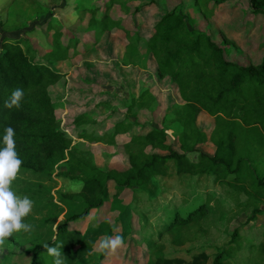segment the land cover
Listing matches in <instances>:
<instances>
[{
  "label": "rangeland",
  "instance_id": "1",
  "mask_svg": "<svg viewBox=\"0 0 264 264\" xmlns=\"http://www.w3.org/2000/svg\"><path fill=\"white\" fill-rule=\"evenodd\" d=\"M6 1L0 0V45L6 37L21 38L26 33L25 28H34L35 32L23 38L27 41L24 47L30 48L32 57L40 61L49 58L47 49L55 45L56 32L62 31L65 44L82 41L78 44L80 48L95 41L96 28L100 27L97 22L101 21L102 13L111 2L38 0L47 9L31 19L18 17L17 23L13 24L5 22ZM35 1L29 0L30 5L34 6ZM116 1L108 12L118 29L106 33L103 43L100 41L102 49L99 51L103 56L98 55V51L89 53L87 50L67 61L62 70L63 77L50 87V93L62 105L58 114L63 128L74 138V144L90 150L99 167L124 170L126 158L119 152L120 146L82 140L78 137L80 131L86 125L90 129L96 121H105L104 128L110 130L127 114L131 115L129 108L145 89L155 97V103L139 112L141 121L147 125L145 130L162 128L164 116H171L176 106L182 104L175 82L140 70L146 68L148 47L136 40V31L151 35L161 15L159 9H177L186 16L190 28L206 31L222 45L229 60L241 65L260 64L264 57V13L254 14L250 0ZM96 6L100 10L98 15L89 18L82 13L84 8ZM47 21L55 29L47 31L44 26ZM129 41L132 44L126 57L122 58ZM131 119L135 121L136 117ZM213 124L211 116L200 115L199 128L210 133ZM166 125L170 141L179 149V140L174 135L178 125L169 121ZM199 147L208 154L214 153L211 142ZM189 157L198 160L195 153ZM252 165L263 172L264 157H258ZM67 170V162H60L51 176L19 170L11 188L16 195L28 196L33 201L30 215L35 228L25 238L17 236V242L9 238L5 241L0 247V264H30L33 245L54 238L57 226L66 218L68 210L69 214L80 210L72 205L57 217L52 214L57 210L55 205H61L60 193L78 192L83 186L80 179L65 175ZM104 199L101 208L93 210L87 218L69 224L71 230L83 234L82 243L75 248L79 255L76 264H156L160 256L173 260L172 264H189L202 253L208 256L207 264H212L223 251L227 252L225 260L231 264H264L263 255L254 263L259 247L264 244V214L252 218L256 208L264 211V202L254 200L227 182L215 181L214 176L179 175L172 166L170 175L157 176L144 187L121 188L108 182ZM250 202L255 205H247ZM205 203L209 211L199 223L180 228L175 236L164 232L175 216L186 217ZM116 235L123 237L124 244L114 255H104L97 250L102 238Z\"/></svg>",
  "mask_w": 264,
  "mask_h": 264
},
{
  "label": "trees",
  "instance_id": "2",
  "mask_svg": "<svg viewBox=\"0 0 264 264\" xmlns=\"http://www.w3.org/2000/svg\"><path fill=\"white\" fill-rule=\"evenodd\" d=\"M113 4L114 1L107 10ZM250 8L254 14L264 13V0H250ZM92 11L93 15H98L97 7ZM159 11L161 15L153 33L148 38L139 37L146 40L148 55L157 65V76L176 83L182 104L176 106L171 116H164L162 128L145 130L147 125L141 121L139 112L155 103L154 95L145 89L129 108L131 115L127 114L110 130L104 128L105 121H96L90 129L86 125L78 135L91 143L120 146L119 152L126 158L124 170L99 167L90 150L74 144V138L62 126L58 114L62 105L50 93V87L64 75L59 71L60 66L70 59L69 46L61 42L60 33H56V43L47 51L49 60L41 61L32 57L30 48L25 49V39H3L0 45V148L4 147L5 129L12 127L15 150L22 160L20 170L51 176L60 162H67L65 175L83 182L78 192L60 193L61 205H55L54 217L64 213L67 206L75 205L80 210L71 214L68 210L54 238L33 245L30 264H54L55 257L49 254V247L60 251L62 264L77 263L79 255L75 248L82 243L83 234L71 230L69 224L87 218L104 205L108 182L121 188L144 187L157 176L170 175L173 166L179 175H211L215 181L227 182L254 200L264 202V171L252 165L255 159L264 157V57L260 64L233 62L209 33L190 28L186 16L177 9ZM103 14L97 22L101 32L118 28L107 11ZM131 44L129 41L126 53ZM16 88L24 92L20 107H5ZM203 113L214 120L210 133L198 126ZM168 121L178 125L174 135L179 140V149L170 141ZM95 128L100 130L96 132ZM208 142L214 145L212 155L199 147ZM194 153L198 160L189 157ZM208 211L205 203L186 217L175 216L164 232L175 236L180 228L199 223ZM258 214L264 211L256 208L252 218ZM32 218L29 214L24 223L32 224L33 231ZM32 231L15 233L9 239L17 242V236L25 238ZM226 253L217 255L212 264H231L225 260ZM262 255L264 244L259 247L254 263ZM207 262L208 256L202 253L189 264ZM172 263L173 260L161 256L156 260V264Z\"/></svg>",
  "mask_w": 264,
  "mask_h": 264
},
{
  "label": "clouds",
  "instance_id": "3",
  "mask_svg": "<svg viewBox=\"0 0 264 264\" xmlns=\"http://www.w3.org/2000/svg\"><path fill=\"white\" fill-rule=\"evenodd\" d=\"M23 95V89H14L10 100L5 102V107L19 108ZM14 136V129L7 127L3 136L4 147L0 148V247L15 233L30 232L33 227L24 223V218L32 211L33 201L28 196L16 195L11 188L22 165V160L15 150ZM123 244L124 239L120 235L106 236L99 241L97 250L104 255H114ZM48 252L55 257L54 264H62L61 253L57 248L49 247Z\"/></svg>",
  "mask_w": 264,
  "mask_h": 264
},
{
  "label": "crops",
  "instance_id": "4",
  "mask_svg": "<svg viewBox=\"0 0 264 264\" xmlns=\"http://www.w3.org/2000/svg\"><path fill=\"white\" fill-rule=\"evenodd\" d=\"M112 1H114V4L115 3H117V1L116 0H111V2ZM7 2V5L4 7V9H3V13H5V15H6V21L5 22H8V23H13V24H16L17 23V20H18V17H22V18H28V19H31L35 14H37L39 11H43L44 9H47V7L45 6V5H43V3L42 2H39L38 0H37V2L35 1V3H34V6H31L30 5V2H29V0H8V1H6ZM76 2H77V0H76ZM110 2V3H111ZM109 3V4H110ZM109 4H108V6H109ZM114 4L112 5V6H110V8L112 7L113 8V6H114ZM107 6V7H108ZM75 7H77V3H76V5H75ZM97 8H99L98 6H96ZM107 7H106V9H105V11L104 12H106L107 11V13L109 14V10H107ZM78 8V7H77ZM92 8H94V7H86V8H84V10H83V14H84V16L85 17H87V16H89V18L90 17H92L93 16V11H92ZM110 8H108V9H110ZM32 10L30 13L29 12H27L26 10ZM100 10H98V12H99ZM103 12V13H104ZM102 13V14H103ZM110 15V14H109ZM112 18V17H111ZM21 25V24H20ZM44 26H46V29H47V31L48 30H51V29H55V27H53L52 25H51V23L49 22V21H47L46 23H45V25ZM41 26H39V27H37V28H40ZM91 28H95V27H93V26H91ZM118 28H116L115 30H117ZM136 29H139V28H136ZM115 30H113V31H115ZM21 31V30H20ZM24 31L26 32V33H24L23 34V36H21V38H27L29 35H31V33L32 32H35L34 31V28L33 29H27V28H25L24 29ZM113 31H111V32H113ZM96 35H97V39L95 40V41H93L91 44H89V41H86V44H89V45H87L85 48L84 47H82V48H80V47H78V44H80L81 42H69V43H67V44H65L63 41H62V37H63V35H62V31H59V32H56V33H60V35H61V42L64 44V45H68L69 46V54H70V59H68L67 61H69V60H72L73 58H74V55H76L77 53H79V52H81V53H83V52H86L87 50L89 51V53H91L92 51H98V55H99V53L101 54V52L99 51V50H101L102 49V47L100 46V44H102L103 42H102V38L104 37V35L106 34V33H109V31H106L105 33H103V32H101V30H100V28H96ZM55 33V39L53 40V43L55 44L56 42H55V40H56V36H57V34ZM115 33V32H114ZM100 34V35H99ZM139 35H141L142 37H146V38H148L149 36H145V35H143L142 33H140V31H136V40H138V41H141V43H144L146 46H147V44H146V40L144 39V38H140L139 37ZM6 38H9V37H6ZM11 39V38H10ZM16 39H19V38H16ZM102 43H101V42ZM100 42V43H99ZM94 43H96V44H94ZM94 45H96V46H94ZM128 45V44H127ZM127 45H125V47H124V52L123 53H125V54H122V57L123 58H125L126 57V55H127V53H128V50H127V53L125 52L126 51V47H127ZM92 47V48H91ZM50 48V47H49ZM48 48V49H49ZM48 49H47V51H48ZM80 53V54H81ZM80 54H77V56L78 55H80ZM102 56H103V54H101ZM77 56H75V57H77ZM101 60V59H100ZM66 61V62H67ZM66 62H64L61 66H60V68H59V71H61L62 72V70H63V67H64V65H65V63ZM54 64L53 65H55V62H53ZM139 69L141 68L140 66H138V65H136ZM145 69H140V70H142V71H145V72H149V73H151L152 75H154V76H157V73H156V70H157V65H156V62H155V60H154V58L152 57V56H150L149 57V55L146 57V63H145Z\"/></svg>",
  "mask_w": 264,
  "mask_h": 264
}]
</instances>
